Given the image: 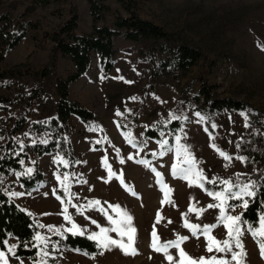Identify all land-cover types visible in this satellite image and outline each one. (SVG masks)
I'll list each match as a JSON object with an SVG mask.
<instances>
[{
    "label": "rangeland",
    "instance_id": "1",
    "mask_svg": "<svg viewBox=\"0 0 264 264\" xmlns=\"http://www.w3.org/2000/svg\"><path fill=\"white\" fill-rule=\"evenodd\" d=\"M133 1L139 17L161 26L174 40L199 47L205 58L186 70H177L171 67L168 53L156 50L142 58L135 50H130L132 43L122 37L114 40L113 67L107 72L93 54L90 68L69 85L70 99L95 115V120L87 123L76 116L69 121L66 137L72 145L73 161L69 162L57 153L39 157L38 166L44 179L29 192H24L17 173H11L3 182L7 194L32 216L38 225L37 233L47 240V243L36 240L37 258L19 257L23 264L39 261L42 249L50 254L46 257L47 264H176L180 257L175 247L168 249L173 258L171 262L163 252H156L151 247L154 228L160 244L174 241L178 236L187 237L180 247L194 259L213 256L231 259L230 253L208 252L204 234L194 236L184 223L186 220L201 228L217 224L210 235L223 241L227 238V229L223 223H218L220 210L208 207L219 202L207 192L223 190L219 183L222 180L235 185L249 181L258 183L260 177H264V0ZM70 2L79 16L77 31L89 33L91 16L87 1ZM106 2L110 10L97 21L98 25H112L116 14L126 13L114 0ZM68 10V2L58 4L53 1L41 6L28 0L21 1L16 11L24 12L25 18L34 22L35 27L29 29L0 61V69L22 61H28L35 68L45 65L51 49L48 34L68 18ZM71 69L70 61L57 54V73L65 77ZM200 81L212 85L217 97L244 102V108L209 112L201 97L196 99ZM6 94L7 91L0 87V96ZM25 110L28 120L47 118L54 112L52 105H32ZM22 111L20 106L0 110V120L4 121L8 115L18 116ZM197 112L209 119L199 122ZM241 112L247 114V127ZM170 114L181 117L176 119L180 120L181 126L161 132V140L169 142L165 148L162 149L159 141L143 138L145 128H153L158 122L169 124L165 122L170 120ZM212 124L217 127L213 129ZM128 133H131L130 137ZM209 133L214 140H210ZM177 135L181 136L180 143L188 146L197 167L203 170L206 177L203 188L189 186L188 181L172 175L173 164L183 159L176 156ZM14 137L22 143L26 139L45 141L49 135L36 134L25 127ZM129 139L134 141L135 147ZM213 143L231 160L220 156L210 146ZM161 151L163 155H159ZM238 156L245 157V161L236 159ZM105 159L106 165L116 174L111 179ZM33 161L31 156L25 164L26 170L32 169ZM157 172L167 189L162 190V185L157 182ZM65 174L68 175L69 192L74 195L66 196L57 179L59 176L63 180ZM213 180L217 182H208ZM168 189L171 191L166 197ZM13 192L21 195H10ZM90 200L100 201V206L114 219L118 217L109 205H119L132 216V226L136 229L135 255H125L118 248L104 251L103 255H85L65 244V235L71 233L67 229L71 228L72 222L86 229L84 235L87 237L91 232L99 231L91 220L101 227H112L99 211L86 209L81 214L74 207L86 205ZM240 203L228 201L229 205ZM190 206L203 211L197 215L196 211H189ZM65 207L72 221L64 219ZM242 211L243 208L238 206L225 208L228 215H241ZM241 227L245 229L241 239L247 253L244 264H264L259 246L247 232V226ZM108 234L119 239L114 232ZM13 244L14 239L9 238L7 245ZM5 253L10 264H20L7 249Z\"/></svg>",
    "mask_w": 264,
    "mask_h": 264
},
{
    "label": "trees",
    "instance_id": "2",
    "mask_svg": "<svg viewBox=\"0 0 264 264\" xmlns=\"http://www.w3.org/2000/svg\"><path fill=\"white\" fill-rule=\"evenodd\" d=\"M21 1L24 0H0V61L26 36L29 29L35 27L34 22L25 18L24 12L16 11ZM28 1L41 6L53 1L58 4L69 3L68 18L48 34L51 49L45 65L35 68L28 61H22L12 67L0 69V87L7 91L6 95L0 96V110H9L11 106H20L23 110L18 116L8 115L4 121L0 118V250L5 251L7 240L13 238L14 245L17 246L16 256L35 260L38 254L35 239L38 225L7 194L3 182L11 173H22L17 175L18 181L24 192H29L44 179L38 166L39 157L57 153L69 162L73 161L72 145L66 137L69 121L72 116H76L87 123L95 120V115L70 99L69 85L90 68L93 54L97 55L105 72L113 67L112 59L116 52L114 40L117 37L130 41V50H135L142 58L156 50L168 53L171 67L177 70L188 69L205 58V55L199 47L176 41L161 26L139 17L133 0H114L126 13L116 14L112 25L97 24L102 15L110 10L107 0H86L91 16L89 33L77 31L79 16L70 0ZM57 54L68 59L72 65L71 71L65 77L56 71ZM165 63L167 62L164 61ZM199 97L209 112L221 109L237 110L245 106L240 100L217 97L213 93V86H207L204 81L199 82L196 99L199 100ZM32 105H52L54 112L47 118L28 120L25 109ZM180 126V120H173L167 125L158 122L153 128L144 129L143 138L150 137L160 141L162 131L176 130ZM25 127L36 134L47 133L49 138L45 141L26 139L20 143L14 136ZM31 156L34 157L32 172L23 174L26 172L25 164L29 163ZM261 182H264V177L258 180V183ZM261 201H264V189L247 210L243 209L242 218L250 222L257 221L261 214ZM64 242L69 248L88 255L100 251L95 242L85 235L67 233Z\"/></svg>",
    "mask_w": 264,
    "mask_h": 264
},
{
    "label": "snow or ice",
    "instance_id": "3",
    "mask_svg": "<svg viewBox=\"0 0 264 264\" xmlns=\"http://www.w3.org/2000/svg\"><path fill=\"white\" fill-rule=\"evenodd\" d=\"M241 116L245 119V126H248V118L247 114L244 112L240 113ZM197 117H199V122H203L206 119H209L203 115H201L199 112L196 113ZM181 119V117H178L174 114H170V120L166 121L165 123H170L171 120ZM183 119H187V117H183ZM211 127L215 129L217 126L215 124H212ZM183 131V129H181ZM205 131H208L206 128ZM163 135V134H162ZM128 136H131V133H128ZM210 140H214V137L211 133H209ZM176 144H175V151L177 157H183L182 160L178 162V164H173L172 166V175L174 178H180L188 181L189 186H199L201 188L204 187V183L206 182V177L204 176L203 170L199 169L197 167V161L195 158L191 155L189 148L187 145L181 144V136L177 135L175 137ZM129 143H132L135 147V143L133 140L129 139ZM162 149L165 148L168 145V140L163 139L159 141ZM211 147L217 150L218 154L222 156L225 160L230 161L231 157L226 154L225 152L219 150V148L213 143L210 144ZM237 147H240L239 144H237ZM23 146H21L22 150ZM164 152L161 151L159 155H163ZM155 155V153H154ZM131 159V157H129ZM236 159L240 160L241 162L245 161V157H236ZM63 162V161H61ZM105 165H106V159H105ZM184 165V166H181ZM107 166V165H106ZM109 168V179H111L116 174L111 171L110 166H107ZM32 172V169L29 168L26 170L23 174H30ZM22 173H17V175H21ZM122 175V174H121ZM157 175V182L162 185V190L167 189L168 186L164 185L162 183V180L160 179L161 174L156 173ZM119 178V177H118ZM57 179L60 180L61 187L63 188V191L66 196L74 195L70 194L69 189L70 185L67 183L68 181V175L65 174L63 177V180L59 176H57ZM107 182V181H106ZM211 183H216L217 181H208ZM121 183L123 181L121 180ZM220 184L223 185V190L221 191H209L207 194L209 196L214 197L219 203L214 205H208L209 208H219L220 215L217 218L218 223H223L224 227L227 229V238L223 241L216 240L213 236L210 235L211 229L217 227V224L213 225H204L202 228L199 225L190 224L185 220L184 227L190 229L194 236H198V234L202 233L205 236V239L208 241L207 245V251L208 252H220V253H230L231 259L226 258H217L216 256H213L211 258L206 259L205 257H200L198 260L194 259L190 256H188L187 253L183 251V249L180 247L181 243L185 240H187V237H177L174 241H168L163 244H160L158 241V237L155 231V228L152 232V244L151 247L156 252H163L165 254L166 259H168L170 262L173 260L172 256L168 254V249L171 247H175L178 250V255L180 257V260L176 262V264H244L245 257L247 256V253L244 248V244L242 242L241 237L245 234V229L241 227V225H246V230L248 233L251 234L253 239L256 241V243L259 246L260 255L261 258H264V201H261L262 207H261V214L257 217V221L250 222L248 220H244L243 213L241 215H228L225 212L226 207H241L245 210H247L250 207V203L255 200V198L260 194L261 190L264 189V182L257 183L256 181H249L244 184H232L229 180H222L219 181ZM171 191V189H168L167 192H165V196H168V193ZM135 194V193H133ZM10 195L12 196H18L21 195V193L13 192ZM236 200L240 201L241 203L239 205H229V200ZM70 202V201H69ZM163 203V201H162ZM77 208V211L83 214L84 210H97L101 214H103L106 219L109 221V223L112 225L111 228L108 227H101L97 221L91 220L92 224L97 225L99 228L98 232H91L88 235V239L95 242L97 249H99V255H103L104 251H111L113 248L120 249L125 255H135L136 254V248L134 246L135 244V236H136V229L132 226V216L128 214L126 210H123L120 208L119 205H109L113 209V211L116 213L117 219H114L111 215H108L107 211L100 206V201L98 200H90L87 202L86 205H79L74 206ZM189 211H196L197 215H199L203 209H195L194 207L189 208ZM64 219L67 221H72V217L68 214L67 207L63 210ZM90 219V218H89ZM157 219L159 221V213L157 214ZM258 225V226H257ZM68 232H71L72 235H84L86 229H82L80 226H78L75 222H72V226L70 229H67ZM114 232L117 234L119 239H115L112 236H110L108 233ZM125 237L127 238V241L125 242ZM35 239L41 243H47V240L45 237H42L39 233H37ZM6 243V242H5ZM16 245H7V253L11 254V257L15 260H20L18 256L15 254ZM56 246L53 245V248ZM238 249V251L234 250ZM50 254L45 251L41 250V258L39 261H34V264H47L46 257H48ZM85 255H88V253H85ZM0 264H10L9 256L5 253V251H0ZM20 264H23V261L20 260Z\"/></svg>",
    "mask_w": 264,
    "mask_h": 264
},
{
    "label": "crops",
    "instance_id": "4",
    "mask_svg": "<svg viewBox=\"0 0 264 264\" xmlns=\"http://www.w3.org/2000/svg\"><path fill=\"white\" fill-rule=\"evenodd\" d=\"M83 76V75H82Z\"/></svg>",
    "mask_w": 264,
    "mask_h": 264
}]
</instances>
